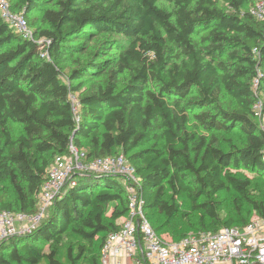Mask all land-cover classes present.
Listing matches in <instances>:
<instances>
[{
    "label": "trees",
    "instance_id": "16d2710c",
    "mask_svg": "<svg viewBox=\"0 0 264 264\" xmlns=\"http://www.w3.org/2000/svg\"><path fill=\"white\" fill-rule=\"evenodd\" d=\"M254 1L19 0L29 27L33 11L44 25L33 40L0 15V212L37 214L56 158L73 146L87 149L86 164L125 156L142 179L153 229L171 231L174 242L189 236L175 229L183 197L195 234L264 218L253 181L233 171L264 178V129L253 110L264 92V20L252 15ZM39 39L49 42L48 59ZM229 190L235 218L223 221L216 196ZM127 215L120 178L81 172L32 234L0 244V264H61L68 230L85 242L81 258L101 264Z\"/></svg>",
    "mask_w": 264,
    "mask_h": 264
},
{
    "label": "built area",
    "instance_id": "2783aa9c",
    "mask_svg": "<svg viewBox=\"0 0 264 264\" xmlns=\"http://www.w3.org/2000/svg\"><path fill=\"white\" fill-rule=\"evenodd\" d=\"M0 15L24 39H34L24 15L12 13L6 1H0ZM252 15L264 20V0H255ZM43 50L44 46L41 57L48 59V51ZM257 86L258 81L255 91ZM70 102L77 116L80 103L74 95L70 96ZM258 102L253 110L256 118L261 116L264 122V107ZM84 159L85 153L73 146L69 155L56 158L40 193L37 214L0 212V244L15 236L32 234L67 183L75 175L88 171L120 178L128 199V215L122 219L121 229L108 236L101 250V264H264V218L256 216L241 228L202 232L174 242L153 229L146 215L142 179L125 156L94 160L86 166ZM262 159L264 161V153Z\"/></svg>",
    "mask_w": 264,
    "mask_h": 264
},
{
    "label": "rangeland",
    "instance_id": "374dc122",
    "mask_svg": "<svg viewBox=\"0 0 264 264\" xmlns=\"http://www.w3.org/2000/svg\"><path fill=\"white\" fill-rule=\"evenodd\" d=\"M0 1H6L9 5V8L12 13L14 14H19V15H24V9L20 5L19 0H0ZM254 4V5H253ZM253 5V6H252ZM251 5V11L254 9L255 6V1ZM30 21L33 22V26H30V29L33 33V31L36 29V27H44L42 23L40 22V14L37 11H33L29 14ZM34 36V33H33ZM119 39H122L123 46L127 47L129 42L127 40H124L123 38L119 37ZM38 43L43 47V51H47L48 48V42L45 39H39L37 40ZM66 71H69V66H66ZM259 104L264 107V92L260 93L259 95ZM258 122L263 126L264 122L261 116L257 117ZM18 126H13L14 133L17 132ZM85 143L86 140H84ZM87 149L85 148L83 151H86ZM83 162V161H82ZM88 164V163H87ZM83 165L86 166V163L83 162ZM235 173H238L237 175L240 177H245V178H250L253 181V186H252V196L254 200L260 201L264 199V178L263 177H258L256 174L243 170V169H238V170H233ZM10 196V193L6 194L5 199H8ZM236 198V194L234 191L229 190L226 192H222L216 196V200L219 203V213L223 221H227L228 219L235 218V206H234V201ZM177 206L179 208V217L178 220L175 222V226H177L175 229L176 232L180 233L181 231L185 233L186 235H195V233H198L199 231H196L192 228L187 227L188 222H195L196 216L193 214L191 210V205L190 202L187 198L183 197L181 199H177ZM113 207V204H111L108 208V216L110 215L111 209ZM247 212L245 211V214ZM151 217L153 219V222L158 223V225L163 224L165 219L157 212L151 213ZM256 215L252 214L251 217L248 219L251 221L253 218H255ZM25 226V225H22ZM174 227V226H173ZM172 229V227H170ZM22 229V228H20ZM171 231H163L161 232V237H165L168 240L172 239L170 236ZM212 233V232H210ZM22 237V235H20ZM25 236V235H24ZM44 248V250L49 249V245L47 243H42L41 244ZM85 246L84 240L76 235L72 230H68L64 235H63V241L62 244L60 245V253H59V261L61 264H74V262H77V264H89L88 259L81 258V248ZM72 255L70 258L69 255ZM39 264H48L47 261L43 260Z\"/></svg>",
    "mask_w": 264,
    "mask_h": 264
}]
</instances>
